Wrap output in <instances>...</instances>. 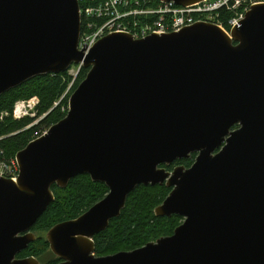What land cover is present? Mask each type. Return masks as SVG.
<instances>
[{
  "label": "water",
  "instance_id": "water-1",
  "mask_svg": "<svg viewBox=\"0 0 264 264\" xmlns=\"http://www.w3.org/2000/svg\"><path fill=\"white\" fill-rule=\"evenodd\" d=\"M186 6L201 0H163ZM79 0H0V95L74 64L89 69L64 119L19 151L0 177V264L37 240L31 230L78 175L109 192L47 233L59 264H264V4L231 36L198 22L135 38L109 34L79 50ZM197 153L191 167L170 166ZM172 191L155 209L180 215L170 236L96 256L94 237L140 185Z\"/></svg>",
  "mask_w": 264,
  "mask_h": 264
},
{
  "label": "trees",
  "instance_id": "trees-1",
  "mask_svg": "<svg viewBox=\"0 0 264 264\" xmlns=\"http://www.w3.org/2000/svg\"><path fill=\"white\" fill-rule=\"evenodd\" d=\"M156 3L158 0H153V5ZM93 6L98 7V2H94ZM232 14L226 7L220 10V18L223 20H227ZM134 17L130 16L128 21L132 23ZM156 17L153 16L152 19ZM145 20L142 17V21ZM95 21L101 24L104 19L96 18ZM86 28L83 20V29ZM88 71L89 69L82 67L76 77L69 74V71L36 76L0 95V163L15 158L19 151L40 137L44 129L43 132L47 131L66 117L69 97L86 78ZM33 97L39 99L36 116L15 119L13 111L16 103ZM2 113H7L3 119ZM37 120L39 121L35 123ZM196 156L197 153H194L188 159H180L163 167L171 171L177 165L189 168ZM52 189L55 201L31 229L37 240L20 253L19 258L34 256L42 264H59L62 260L51 251L44 234L58 223L80 217L109 192L106 184L94 182L89 175L76 176L66 188L54 185ZM171 191L172 188L166 184L138 186L129 195L121 215L111 220L109 227L94 237L96 256L131 251L172 235L184 218L180 215L158 217L155 214L156 207L163 203Z\"/></svg>",
  "mask_w": 264,
  "mask_h": 264
},
{
  "label": "built area",
  "instance_id": "built-area-1",
  "mask_svg": "<svg viewBox=\"0 0 264 264\" xmlns=\"http://www.w3.org/2000/svg\"><path fill=\"white\" fill-rule=\"evenodd\" d=\"M94 2H98V7L93 6ZM79 4L82 32L78 46L79 50L86 52L105 35L129 33L139 39L151 34L178 32L198 22L213 23L231 36L232 30L241 25L251 8L264 4V0H201L186 6L163 0H158L154 5L153 0H79ZM223 7L233 13L227 20L220 18ZM130 16H135L132 23L128 21ZM153 16L157 17L152 19ZM142 17L146 20L142 21ZM96 18L104 21L99 24ZM83 20L86 29H83ZM38 105L37 97L20 100L15 105L13 117L18 120L35 117ZM4 115L7 113H2L1 119ZM19 174L20 166L16 157L0 163V177L16 181Z\"/></svg>",
  "mask_w": 264,
  "mask_h": 264
},
{
  "label": "rangeland",
  "instance_id": "rangeland-1",
  "mask_svg": "<svg viewBox=\"0 0 264 264\" xmlns=\"http://www.w3.org/2000/svg\"><path fill=\"white\" fill-rule=\"evenodd\" d=\"M106 36V35H105ZM105 36H103V37H105ZM102 37V38H103ZM98 43V42H97ZM96 43V44H97ZM78 48H79V46H78ZM90 52V50H88V51H86L85 53H89ZM83 66L82 65H78V64H74L71 68H70V70H68L69 71V74H71V75H73V76H76V75H78L79 74V72H80V70H81V68H82ZM29 117H31V116H29ZM40 120V119H39ZM39 120H37L35 123H37ZM45 130V129H44ZM43 130V131H44ZM42 131V135L44 134V133H46L47 131H45V132H43ZM178 166V165H177ZM55 195V194H54ZM47 233H48V231L44 234L45 235V237H46V239H47ZM24 258V257H23ZM39 260V259H38ZM40 261V260H39ZM41 262V261H40ZM42 263V262H41Z\"/></svg>",
  "mask_w": 264,
  "mask_h": 264
},
{
  "label": "bare ground",
  "instance_id": "bare-ground-1",
  "mask_svg": "<svg viewBox=\"0 0 264 264\" xmlns=\"http://www.w3.org/2000/svg\"><path fill=\"white\" fill-rule=\"evenodd\" d=\"M20 107L18 108V111H19Z\"/></svg>",
  "mask_w": 264,
  "mask_h": 264
}]
</instances>
